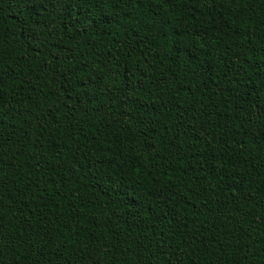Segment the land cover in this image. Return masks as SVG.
Wrapping results in <instances>:
<instances>
[{"label":"trees","instance_id":"1","mask_svg":"<svg viewBox=\"0 0 264 264\" xmlns=\"http://www.w3.org/2000/svg\"><path fill=\"white\" fill-rule=\"evenodd\" d=\"M264 264V0H0V264Z\"/></svg>","mask_w":264,"mask_h":264},{"label":"rangeland","instance_id":"2","mask_svg":"<svg viewBox=\"0 0 264 264\" xmlns=\"http://www.w3.org/2000/svg\"><path fill=\"white\" fill-rule=\"evenodd\" d=\"M91 264H94V263H91Z\"/></svg>","mask_w":264,"mask_h":264}]
</instances>
